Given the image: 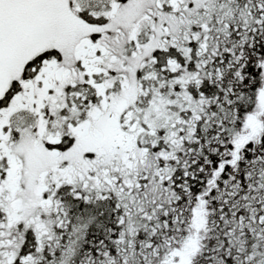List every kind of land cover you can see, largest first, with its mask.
<instances>
[{
	"label": "snow or ice",
	"instance_id": "obj_1",
	"mask_svg": "<svg viewBox=\"0 0 264 264\" xmlns=\"http://www.w3.org/2000/svg\"><path fill=\"white\" fill-rule=\"evenodd\" d=\"M0 264H264V0H0Z\"/></svg>",
	"mask_w": 264,
	"mask_h": 264
}]
</instances>
